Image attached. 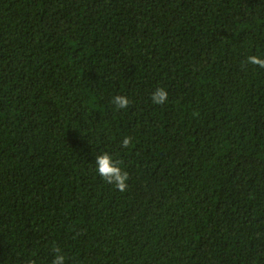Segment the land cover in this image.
<instances>
[{"label":"trees","instance_id":"1","mask_svg":"<svg viewBox=\"0 0 264 264\" xmlns=\"http://www.w3.org/2000/svg\"><path fill=\"white\" fill-rule=\"evenodd\" d=\"M251 55L264 0H0V264H264Z\"/></svg>","mask_w":264,"mask_h":264},{"label":"clouds","instance_id":"2","mask_svg":"<svg viewBox=\"0 0 264 264\" xmlns=\"http://www.w3.org/2000/svg\"><path fill=\"white\" fill-rule=\"evenodd\" d=\"M247 63L256 65L260 68H264V58L257 55H251L247 57ZM169 97L168 91L164 87H158L151 95V101L153 104L162 105ZM112 104L117 110L126 109L130 105V100L126 95H115L112 98ZM132 143V137L125 136L121 141L123 148H129ZM122 161L114 159L108 152H103L96 156L95 165L96 171L103 178V180L113 185L118 191L124 192L128 187L129 173L121 168ZM55 252L52 264H65V255L58 246H54ZM29 264H35V261H29Z\"/></svg>","mask_w":264,"mask_h":264}]
</instances>
